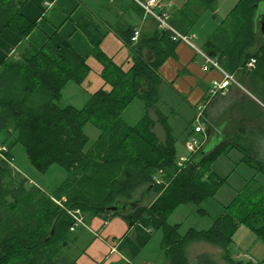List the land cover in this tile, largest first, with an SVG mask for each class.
Masks as SVG:
<instances>
[{"label": "trees", "instance_id": "1", "mask_svg": "<svg viewBox=\"0 0 264 264\" xmlns=\"http://www.w3.org/2000/svg\"><path fill=\"white\" fill-rule=\"evenodd\" d=\"M27 1L0 0V22L25 41L0 64V146L8 149L5 158L0 156V264H73L68 235L73 232L77 210L83 217L88 213L105 220L122 215L130 225L152 211L162 220L161 249L169 264H219L207 252L191 259L190 247L198 242L220 247L226 264H253L252 260L236 258L230 246L241 225L264 240L263 186L239 193L208 229L191 227L183 233L182 223L169 222L172 213L184 204H194L199 213H206L204 202L227 180L212 166L227 153L228 144L234 143L245 154L244 160L264 173V161L247 147L227 138L215 139L221 132H214L208 121L210 105L201 119L207 138L195 127L186 137L206 141L190 152L183 164L178 163L173 127L158 103L164 83L160 66L175 55L180 41L173 40L172 32L162 27L150 36L140 33L134 42L136 29L128 27L126 41L134 63L126 71L102 51L105 33H95L87 24L93 55L102 62V76L111 90L99 89L83 107L63 106L60 99L65 87L71 82L81 84L89 70L86 59L57 34L48 37L41 48L28 44L26 38L36 22L21 11ZM217 5L218 0H189L182 18L171 16L169 21L188 35L187 26L196 22L199 13L216 11ZM260 6L264 8V0H239L202 51L224 70L237 74V80L264 103V30L259 20L264 18V10L260 12ZM251 61L253 67L249 66ZM136 98L143 102V114L131 125L123 112ZM207 98L208 92L203 100ZM195 109L193 124L197 105ZM90 122L100 134L88 146L85 126ZM157 124L165 131L164 140L155 132ZM211 138L220 144L212 148ZM18 142L40 171L54 164L66 170V178L53 193H44L30 185L28 178L14 173L12 148ZM146 193L153 196L149 203H143ZM116 204L131 207L108 209Z\"/></svg>", "mask_w": 264, "mask_h": 264}, {"label": "crops", "instance_id": "2", "mask_svg": "<svg viewBox=\"0 0 264 264\" xmlns=\"http://www.w3.org/2000/svg\"><path fill=\"white\" fill-rule=\"evenodd\" d=\"M188 1L166 0L173 19L182 18V11ZM196 10L198 11L197 8ZM21 11L28 19L36 22L35 28L26 38L28 44L41 48L48 37L57 34L68 41L78 55L86 59L89 70L81 84L72 85L71 82L65 87L60 99V104L63 106L83 107L90 95L99 89L111 90L110 84L102 76L104 70L102 62L93 55V44L85 30L87 24H91L95 33L99 31L105 33L101 42L102 51L126 71L132 67L134 60L126 41L128 34L125 30L133 26L134 29L140 30L141 35L150 36L156 29H162L160 22L146 15L133 0H28ZM24 42L18 34L5 28L0 22V64L4 59L14 55L20 44ZM146 54L150 59L153 57L149 50ZM197 54V50L192 45L179 42L175 55L169 56L159 69V74L164 80L162 97L170 92L179 103V107L180 103H183L193 111L207 94L212 79L221 77L219 71L213 67L204 70L205 59L199 61ZM69 86L73 87L70 89L72 92L69 99L62 103ZM236 90L238 87L232 84L222 91L210 104L207 115L218 99ZM253 97L254 99H249L248 102L251 106L248 110L253 109L252 117L257 114V104L264 106L257 95ZM165 104L161 105V100L158 103L165 115H167L165 108H169L172 115L178 113L179 108ZM244 108V104H241L242 115L248 111L247 107V111ZM152 114L157 119V113ZM241 129L244 130L243 127ZM209 143L210 146L212 144V148L220 144L214 143L212 138ZM84 218L85 221L87 219L88 226L82 229L79 235L74 236L71 242L72 246L78 243L82 245L80 253L76 257L73 255L75 257L73 264H158L155 259L160 250L163 251L161 249L162 220L152 211L134 225L128 224L122 215L110 217L108 220L99 216H84ZM241 227L238 228L233 239L239 232L249 236L247 231L240 230ZM165 264H169V261Z\"/></svg>", "mask_w": 264, "mask_h": 264}, {"label": "rangeland", "instance_id": "3", "mask_svg": "<svg viewBox=\"0 0 264 264\" xmlns=\"http://www.w3.org/2000/svg\"><path fill=\"white\" fill-rule=\"evenodd\" d=\"M238 1L239 0H218L216 11L202 10L196 22L187 26L188 33L191 35L192 41L197 49H204L206 41L216 32L221 22L229 16L230 11ZM197 9L200 11L199 8ZM263 10L264 8L260 6V12H263ZM262 29L264 30L263 25ZM197 53V59L200 61L203 57L198 51ZM236 76L238 75L236 74ZM72 83V85H77L75 82ZM235 85L238 87V90L229 92L217 100L212 111L210 110L209 112L208 121L213 129L221 132L215 137L216 140L223 141L225 138H227V140L230 139L232 142L247 147L248 151H250L255 158L264 161V106L256 103L258 105L256 111L257 115L252 117L253 109L248 110L251 108L248 102L250 101L249 99H254L253 96L256 95L251 92L248 85H242L241 83L240 85ZM69 87L70 88H67L68 90L66 92L68 98L64 95V101H62V103L69 99L70 93L72 92L70 89H73L72 86ZM173 97V94L170 92L166 93L164 97L161 98V105H164V101H166L169 107L179 108L178 113L173 115L169 108H165L164 111L168 115L169 122L173 127V134L176 137L177 156L179 158H187L190 154L187 142L191 138L187 140L186 137L188 132L195 127L193 122L196 110L194 109L193 111L191 107L183 103H180L181 106L179 107V103H177ZM260 102L264 105L261 100ZM167 103L165 106H167ZM241 104H244L245 110L247 107L248 111L246 110L247 112L243 113L245 116L240 112ZM142 114V100L136 98L124 110L123 118L129 124L134 125L141 118ZM241 127L244 128L243 131ZM215 130L213 131L215 132ZM85 131L89 136L90 140L88 146H90L98 138L100 130L90 122L85 126ZM155 132L160 139L163 140L165 131L160 124L156 125ZM208 149L209 148H207V150ZM227 149V153L220 155L212 166L216 172L222 177L227 178V180L214 197H210L204 202L203 207L206 213H199L198 207L194 204H184L179 206L170 216V223H182L181 231L183 233L191 227L199 230L210 228L214 220L224 212L225 206L230 204L239 193L245 191V193L248 191L252 192L258 186L264 187V173L251 167L249 163L244 160L245 154L240 151L234 143L228 144ZM12 158L14 173L18 176L21 175L28 178L30 180V185L38 187L46 194L53 193L67 176L66 170L58 164H54L47 171H40L32 164L25 146L20 142L13 146ZM152 198L153 196L151 194L146 193L143 203H149ZM86 216L91 215L85 213V217ZM86 222L87 219L85 225L88 224ZM87 226L88 225L78 226L76 232L69 233V239L73 240V237L79 235L80 231ZM241 226L243 229L241 227L240 230L247 231L249 236H244L242 232H239L230 246L231 252L234 256L238 254L236 258L239 256L244 261L252 260L253 264H264V240L259 238L253 231L249 230L247 226ZM71 242L69 245V253L71 258L75 259L82 250V245L78 243L72 246ZM204 252L212 254L219 264H226L223 260V251L220 247L205 242H198L190 247V256L192 260H194L197 255ZM73 255L75 257H73ZM167 259L166 254L160 250L155 260L158 264H165L168 261Z\"/></svg>", "mask_w": 264, "mask_h": 264}, {"label": "built area", "instance_id": "4", "mask_svg": "<svg viewBox=\"0 0 264 264\" xmlns=\"http://www.w3.org/2000/svg\"><path fill=\"white\" fill-rule=\"evenodd\" d=\"M138 5H140L146 15H150L157 19L161 26L165 29H168L172 32V39L175 41L180 42H186L190 45H192L205 59V65L203 66L204 70L210 69V67H213L214 69L218 70L221 77L220 78H214L211 81L209 90H208V98L206 100H203L197 105V116L195 121V130L197 132H202L205 135V125L204 122H202V117L204 115L205 110L207 107L212 103L213 99L222 91H224L226 88H228L232 84L240 85L238 82L236 76L226 70H224L219 63L213 59L212 57L208 56L205 52H203L200 49H197L192 41L191 35L184 34L177 30L171 23H170V8L169 4H167L166 0H134ZM140 31L138 29L135 30L134 35L132 37V40L136 42L139 38ZM254 61H251L249 63V66H254ZM207 138V136H204ZM204 138V139H205ZM205 140H200L196 137L191 138L187 142V147L190 150V152H196L202 143H204ZM8 151L6 146H0V156L2 158H5L4 153ZM187 160L185 157H181L179 159V164H183V162ZM75 223L72 225L71 230L74 231L76 228L80 225H85V220L83 215L79 210L75 212ZM154 264V263H150Z\"/></svg>", "mask_w": 264, "mask_h": 264}, {"label": "water", "instance_id": "5", "mask_svg": "<svg viewBox=\"0 0 264 264\" xmlns=\"http://www.w3.org/2000/svg\"><path fill=\"white\" fill-rule=\"evenodd\" d=\"M260 20L262 21V25L264 26V18L261 17ZM130 207L131 206L128 205V204H123V205L116 204L114 206L109 207L108 209L111 210V211H116V210L124 211V210H126V209H128ZM132 207H133V205H132ZM52 233H53V230H52L51 234Z\"/></svg>", "mask_w": 264, "mask_h": 264}, {"label": "flooded vegetation", "instance_id": "6", "mask_svg": "<svg viewBox=\"0 0 264 264\" xmlns=\"http://www.w3.org/2000/svg\"><path fill=\"white\" fill-rule=\"evenodd\" d=\"M261 18H259V20H260ZM261 21V20H260ZM262 22V21H261Z\"/></svg>", "mask_w": 264, "mask_h": 264}]
</instances>
